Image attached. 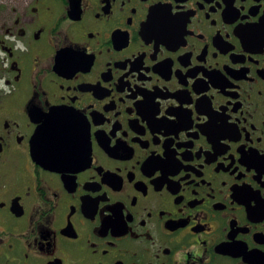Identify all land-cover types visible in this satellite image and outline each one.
Wrapping results in <instances>:
<instances>
[{
    "label": "flooded vegetation",
    "instance_id": "flooded-vegetation-1",
    "mask_svg": "<svg viewBox=\"0 0 264 264\" xmlns=\"http://www.w3.org/2000/svg\"><path fill=\"white\" fill-rule=\"evenodd\" d=\"M0 264H264V0H0Z\"/></svg>",
    "mask_w": 264,
    "mask_h": 264
},
{
    "label": "snow or ice",
    "instance_id": "snow-or-ice-1",
    "mask_svg": "<svg viewBox=\"0 0 264 264\" xmlns=\"http://www.w3.org/2000/svg\"><path fill=\"white\" fill-rule=\"evenodd\" d=\"M53 112H55V110H53Z\"/></svg>",
    "mask_w": 264,
    "mask_h": 264
}]
</instances>
